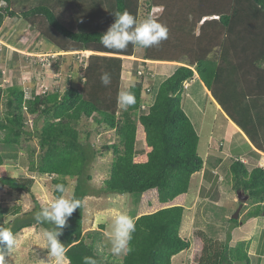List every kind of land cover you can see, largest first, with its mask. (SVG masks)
Segmentation results:
<instances>
[{
  "label": "trees",
  "instance_id": "obj_1",
  "mask_svg": "<svg viewBox=\"0 0 264 264\" xmlns=\"http://www.w3.org/2000/svg\"><path fill=\"white\" fill-rule=\"evenodd\" d=\"M3 1L0 27L7 17H21L31 26L41 17L43 23L39 26L42 28L38 30L57 49L93 52L87 67L79 70L83 72L84 81L81 89L70 85L63 93L55 90L26 98L24 90L13 85L5 90L4 112L0 92V132H4V148L16 150V143L23 135H35L41 148L36 170L54 175V185L62 183L66 187V178H76L72 196L81 201V207L68 218L59 237L67 249L68 264H83L85 256L97 258L100 264H173V257L191 244L180 231L192 176L205 165L198 153V130L182 103L187 89L185 82L199 76L222 110L253 145L264 152V134L257 137V132L245 122L264 120V108L251 110V104H259L257 100L264 97V0H145L147 13L154 7L163 8L160 16L152 18L168 28V38L157 46L143 48V58L187 62L178 65L157 87H153L146 76L138 74L137 84L132 89L136 103L122 110L120 117L116 109L123 78V57L135 56L138 47L130 44L123 51L107 49L99 42L100 35L114 22L112 13L128 11L140 21L142 0H110L107 7L103 0H72L75 7L85 1L89 8L83 4V14L72 16L69 22L56 12L50 0H42L21 11L11 8L14 0ZM89 9L92 12L89 13ZM105 72L111 76L108 86L100 81ZM145 82L149 85L145 86ZM145 93L150 94L151 100L144 101ZM144 103L147 107L143 109ZM25 113L35 115L30 130H27ZM84 118L115 129L118 141L100 148L82 141L79 124ZM139 128L142 130L140 139ZM2 151L0 149L1 170L8 157ZM108 151L114 153L110 174L94 188L92 165ZM2 172V188L31 192L33 180L22 181ZM229 172L227 182L253 201L246 217H264V167L251 166L236 157ZM109 192L130 193L139 201L137 230L131 242L133 250L118 259L101 251L93 232L84 233L82 225L84 198ZM53 194L59 195L55 189ZM41 208L34 199L31 210L21 214L17 208L13 218L5 221L8 210L0 207V227L11 230L14 235L34 225L49 230L50 224L39 223L35 216L29 215ZM229 221L239 226L240 220L231 218ZM203 241L199 261L195 264L251 263L250 242L246 240L235 246L208 236Z\"/></svg>",
  "mask_w": 264,
  "mask_h": 264
},
{
  "label": "rangeland",
  "instance_id": "obj_2",
  "mask_svg": "<svg viewBox=\"0 0 264 264\" xmlns=\"http://www.w3.org/2000/svg\"><path fill=\"white\" fill-rule=\"evenodd\" d=\"M40 1L42 0H14L11 8L21 11ZM103 1L107 7L110 6L108 4H111L112 0ZM144 2L145 0H142L140 21L148 16L158 17L161 15L163 10L161 7H154L147 13ZM50 4L60 16H63L66 22H69V18L72 16L82 13L83 4L85 8H89V3L85 1L83 4L79 2L77 7L73 5L72 0H50ZM2 5L0 4V6ZM108 8L110 9V7ZM90 12H92L91 9H89ZM81 22L86 23L85 20H81ZM41 23H43L41 17L37 18L34 26L21 17H7L0 27L2 112L6 110L7 91L5 90L10 86L15 85L22 88L25 97L31 98L34 94H45L55 90L63 93L70 85L81 89L84 84L83 72L79 70L87 67L93 52L57 49L48 38L39 32L38 29L42 28L39 26ZM215 53L218 54L219 49ZM142 54L143 48L138 47L135 56L123 57V78L120 91L127 87L130 80H138V71L141 68L144 69V77L146 76L148 80L152 81L153 87H157L178 65H184L187 62L186 60L178 62L144 59ZM147 85H149L148 82H145V86ZM184 86L185 89L187 88L185 92L187 95L183 96V107L198 130L200 137L198 153L205 161V168L192 176L180 231L181 236L189 239L191 244L188 249L173 257V264L197 263L205 236L211 237L215 241L228 242L231 246H235L241 240H246L250 242L248 251L251 257L250 264H264V217H246V212L250 209L253 201L245 197L241 190L234 189L232 184L227 182L230 175L229 166L237 157L234 155L235 150L227 151L229 141L225 136V130L228 125L224 120H229V117L223 110L217 108L199 76L191 82H185ZM153 97L152 93L151 98ZM143 99L145 102L151 100L150 94L145 93ZM116 110L120 117L124 109L119 105ZM25 115L27 130H30L33 128L35 115L27 113ZM41 125L42 121L39 122L38 128ZM79 129L81 140L90 142L97 148L118 141L115 129L98 125L92 119H82ZM141 136L142 130L139 128L138 138L140 139ZM3 138L4 132L1 131L0 149L3 150L2 152H6L8 157L4 159L3 170L1 168L0 171L22 181L33 180L31 192L14 191L0 186V207L7 208L8 211L5 213L4 219L9 221L13 218L12 214L17 208L22 214L33 208L34 199H37L39 204L44 207L56 196L53 194L55 185L52 179L54 175L42 174L36 170L41 149L39 139L35 135H23L20 142L16 143L17 149L12 151V149L4 148ZM235 139L238 152L250 150L245 141ZM219 146H224L225 149ZM14 153L16 156H13ZM261 156L256 154L257 159ZM113 159L114 153L108 151L95 160L91 168V185L94 188L99 187L103 180L109 176ZM245 162L247 163L246 160ZM256 163L257 161L250 157L248 164L255 166ZM262 163L260 162V164ZM65 180L68 189L66 194L72 196L76 178H66ZM83 202V232H93L98 248L111 253L109 245L111 211L119 209L137 218L139 201L130 193L109 192L99 196L87 195ZM240 205L239 226H233L229 220ZM37 212L38 210L29 214L30 217H34ZM46 231L47 229L42 225L23 228L14 235L17 244L11 253L3 255V264H49L47 249L44 247ZM230 234L231 240L229 241ZM118 258H122V255ZM65 264H68L67 258H65ZM233 264L245 263L235 261Z\"/></svg>",
  "mask_w": 264,
  "mask_h": 264
},
{
  "label": "clouds",
  "instance_id": "obj_3",
  "mask_svg": "<svg viewBox=\"0 0 264 264\" xmlns=\"http://www.w3.org/2000/svg\"><path fill=\"white\" fill-rule=\"evenodd\" d=\"M112 14L115 17L114 22L100 35L99 41L107 49L123 51L130 44L134 47L147 49L159 45L168 38V28L151 16L139 21L128 11ZM204 20L205 18L201 22ZM100 81L104 86H108L111 83L110 74L103 73ZM136 84L135 79L130 80L127 87L118 93V104L125 110L136 103L135 95L132 92ZM55 192L59 195L42 207L35 214V219L39 223H47L52 226L44 234V247L48 253L47 261L49 264H65L67 249L59 237L67 225L68 218L77 208L81 207V201L74 196H68L66 194L68 189L62 183L55 185ZM109 228L111 254L119 257L132 252L131 242L133 234L137 230V218L119 209H113L110 213ZM16 244L13 232L0 227V264H3V255L11 253ZM83 264H100V262L93 256H85Z\"/></svg>",
  "mask_w": 264,
  "mask_h": 264
},
{
  "label": "crops",
  "instance_id": "obj_4",
  "mask_svg": "<svg viewBox=\"0 0 264 264\" xmlns=\"http://www.w3.org/2000/svg\"><path fill=\"white\" fill-rule=\"evenodd\" d=\"M202 23V22H201ZM207 92L209 93V96L212 98V100L215 102V105L217 106V108H219V110L222 111V107L221 105L218 103V101L213 97L212 93L206 89ZM236 101V100H235ZM257 101H259L257 105H254V104H251L252 108L251 110H255L257 108H264V97H260ZM236 102L239 103V100H237ZM242 107V105L240 106ZM249 108V107H248ZM225 122H227V125L228 127L226 128L225 130V136L227 137L228 139V150L227 151H230L232 152L233 150H235L234 152V155L237 156V157H240V158H243L244 160L247 161V163L249 162V159L250 157L253 158V160H256L257 163L255 165H261L264 167V152L258 150L254 145L253 143L250 141L249 137L246 135V133L237 125V123H235L233 120H231L229 118V120H224ZM246 124H249V127L252 128L256 133V136L258 134L257 137H259L260 135L264 134V120H245ZM216 127V126H215ZM233 131V132H232ZM236 133V134H235ZM230 136H229V135ZM236 135V136H235ZM235 136V137H234ZM234 137V139H233ZM240 139V140H243L245 141L248 145H249V148L250 150H245L244 152H238L237 151V141L236 139ZM231 141H235V142H231ZM222 142V141H221ZM232 143H235L234 145H231ZM221 147V146H219ZM223 149V147H221ZM212 149V148H211ZM253 150H255L257 153H255ZM229 154V153H228ZM256 154H260L262 155L260 158H256ZM232 155V156H234ZM256 158V159H255ZM248 159V160H247ZM260 162L262 164H260ZM220 165V164H219ZM205 166V165H204ZM205 168V167H204ZM217 172V170H214ZM262 216H259V218H261ZM254 218V217H253ZM264 222V221H263ZM253 244V243H252ZM251 244V246H252Z\"/></svg>",
  "mask_w": 264,
  "mask_h": 264
},
{
  "label": "built area",
  "instance_id": "obj_5",
  "mask_svg": "<svg viewBox=\"0 0 264 264\" xmlns=\"http://www.w3.org/2000/svg\"><path fill=\"white\" fill-rule=\"evenodd\" d=\"M3 3H4V1H0V4H1V5H2ZM152 16H153V15H152ZM138 74H139V75H144V69L141 68V69L138 71ZM145 78H146V77H145ZM148 90H149V89H148ZM146 107H147V104L144 103V104L142 105V108L144 109V108H146ZM243 160H244V159H243ZM244 161H245V160H244Z\"/></svg>",
  "mask_w": 264,
  "mask_h": 264
},
{
  "label": "water",
  "instance_id": "obj_6",
  "mask_svg": "<svg viewBox=\"0 0 264 264\" xmlns=\"http://www.w3.org/2000/svg\"><path fill=\"white\" fill-rule=\"evenodd\" d=\"M240 209H241V205L239 206V208L235 211V213L232 215L233 219H238L240 216Z\"/></svg>",
  "mask_w": 264,
  "mask_h": 264
}]
</instances>
